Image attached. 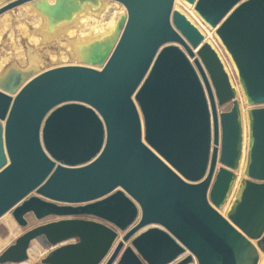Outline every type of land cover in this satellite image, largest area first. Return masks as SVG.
<instances>
[{
	"label": "water",
	"instance_id": "95a60500",
	"mask_svg": "<svg viewBox=\"0 0 264 264\" xmlns=\"http://www.w3.org/2000/svg\"><path fill=\"white\" fill-rule=\"evenodd\" d=\"M115 1L126 13L79 45L78 64L0 73V217H58L16 237L0 264L26 260L32 240L49 248L42 264H258L264 0H183L214 29L245 97V163L225 215L243 130L222 61L174 0ZM25 2L49 32L99 5L3 0L0 14Z\"/></svg>",
	"mask_w": 264,
	"mask_h": 264
},
{
	"label": "rangeland",
	"instance_id": "374dc122",
	"mask_svg": "<svg viewBox=\"0 0 264 264\" xmlns=\"http://www.w3.org/2000/svg\"><path fill=\"white\" fill-rule=\"evenodd\" d=\"M107 1H109L107 7L103 9L99 15H97L98 17H96V19L94 18L88 20V25H86L82 29L84 33L88 34L89 32H91V25L99 26L105 24V22H107L111 18H116L126 13L125 8L121 3H113V1L111 0ZM174 3L175 4L173 5V9H181L193 23L199 25L206 32L207 39L211 43H213L215 49L219 50L218 52L221 53H219L220 56L222 55L221 58L223 59V61L225 59L227 63H225V61L224 63L226 67L228 66L227 69H229L231 66L226 56L224 55V52L226 51L221 45L220 41L218 42L219 39L216 36L215 32L206 27V25L197 17V15L193 13L192 9H190V12V10L186 6L180 3V0H175ZM20 5L21 4L0 14V73H2L7 67L10 66L22 69H31L33 73H38L40 71L58 65L78 64L79 61L77 59V55L73 53V47L71 46L72 41L77 37L78 32L76 31V29H71L72 31H64L63 33H60L53 38L46 39L40 32L41 23L36 28L34 27L38 22L37 14L39 12L37 11L38 13L36 14V9L32 5L31 7L33 8V10H31L30 7H27L26 5V7H19ZM199 22L202 23L206 28L203 27ZM23 25H25V30L23 28ZM45 30L47 31V27L45 28ZM32 54L34 57L36 56V58L33 63H30V57L32 56ZM229 73H231L232 78L235 77L233 75L232 69H230ZM239 103L242 107L241 110L243 109V112L245 114L246 106L244 104L242 95L239 96ZM229 108V103L224 104L219 107V111H225ZM237 187L238 183L234 187V191L232 190L233 194L230 200L228 199L229 201L226 204L227 207H229ZM225 207H223V209ZM80 217L91 218L86 216ZM25 218L27 220V225L25 227L18 226L13 220L10 212H7L0 218V252L3 251L8 245L12 244L15 238L27 229L58 219V217L48 216L43 219L37 220L31 213L27 214ZM120 235L121 232H119V236ZM126 245H129V242H127ZM48 251L49 248H44L39 245V243L31 241L27 250V259L16 264H42L40 263V259L43 258L48 253ZM262 253L264 254V252ZM186 254L187 252L184 253V255ZM181 257H183V255Z\"/></svg>",
	"mask_w": 264,
	"mask_h": 264
},
{
	"label": "bare ground",
	"instance_id": "6f19581e",
	"mask_svg": "<svg viewBox=\"0 0 264 264\" xmlns=\"http://www.w3.org/2000/svg\"><path fill=\"white\" fill-rule=\"evenodd\" d=\"M49 3H52L53 2V0H47ZM99 1V5L97 6V7H93V6H90V5H85V6H83V9L81 10V11H79L77 14H75L74 16H73V18L70 20V21H68V22H62V23H60V24H57V25H55L54 26V28H53V30L51 31V33L50 32H48V31H46L45 30V28L47 27V20H46V18L41 14V13H38L37 11H36V14H37V23L35 24V28L41 23V29H40V32H41V34H42V36L44 37V38H46V39H50V38H53V37H55V36H57V35H59L60 33H63L64 31H69V30H71V29H76V31L78 32L77 33V37H76V39L75 40H73L72 41V44H71V46L73 47L72 48V51H73V53L75 54V55H77V50H78V47H79V45L80 44H82V43H87V42H89V41H91L92 39H95V38H99V37H103V36H106L108 33H109V31L111 30V29H113V27L115 26V24H116V22H117V19H118V17H116V18H111L110 20H108L107 22H105V24H102V25H99V26H95V25H91V32H89L88 34L87 33H84V31L82 30L86 25H88V20H90V19H96V17H98L97 15H99L100 13H101V11L103 10V9H105L106 7H107V5H108V3H109V1H107V0H98ZM111 1H113V3H116V2H118V1H115V0H111ZM175 1V0H174ZM3 2V0H0V5H1V3ZM180 3L182 4V5H184V6H186L189 10L190 9H192V11H193V13L195 14V15H197V17L206 25V27H208L209 29H211L212 31H214V29L213 28H210L202 19H201V17L193 10V6L192 5H190V4H188V3H186L185 1H183V0H180ZM175 4V3H174ZM173 4V5H174ZM30 7V9L31 10H33V8L31 7V2H27V3H24V4H21L19 7ZM110 5V4H109ZM181 13H183L185 16H186V18L193 24V25H195V27L200 31V33L203 35V38H204V41L205 42H207V43H209L210 45H211V47L216 51V53H217V55L219 56V58H220V60L222 61V63H223V66H224V68H225V70H226V72H227V74H228V76H229V80H230V82H231V85L235 88V91H236V98H237V100L239 101V96L240 95H242V97H243V100H244V104H245V97L243 96V94H242V90H241V87H240V85H239V83H238V80H237V75H236V69H235V67H234V64L232 63V61H231V59H230V57H229V55H228V53H226V52H224L225 54V56H226V58H227V60L229 61V64H230V68L229 69H227V67H226V65H225V63H227L226 61H225V59H224V61H225V63H224V61H223V59L221 58V56H220V52H218L219 50H217V49H215V47H214V45H213V43H211L208 39H207V36H206V32L199 26V25H197L196 23H193L188 17H187V15L181 10V9H178ZM190 12H191V10H190ZM119 16V15H118ZM192 16H194V15H192ZM200 23V22H199ZM203 27H205L202 23H200ZM21 25V24H20ZM22 26V25H21ZM205 27V28H206ZM23 28H24V30H25V25H23ZM46 31V32H45ZM72 31V30H71ZM48 32V33H47ZM69 33V32H68ZM218 40V39H217ZM44 41V40H43ZM218 42H219V40H218ZM28 53V52H27ZM220 53V54H219ZM33 54H34V52H33ZM33 54H32V56L30 57V55H29V57H30V63H33L34 62V60H35V58H36V56L34 57L33 56ZM29 60V59H28ZM31 65H33V64H31ZM230 69H232V71H233V75L236 77H234V78H232L231 77V73H229L230 72ZM229 70V71H228ZM35 73H37V72H35ZM239 106H240V111H241V120H242V130H243V127H244V125L246 126V141H245V147L243 148L242 147V155H241V158H240V161H239V167H238V169L236 170V175H237V177H236V179H235V181L233 182V185H232V188H231V192H232V190L234 189V187L237 185V183L239 184V177H240V174H242V171H243V168H244V163H245V152H246V144H247V118L245 117V114H246V111H245V114H244V117H242V110H241V104L239 103ZM246 109V108H245ZM244 119H245V122H244ZM243 151H244V157H243ZM242 158H243V164L241 165V160H242ZM239 178V179H238ZM190 183V182H189ZM234 191V190H233ZM230 192V194H229V196L227 197V201H226V203L223 205V207H225L223 210L222 209H219L218 211L222 214V215H225L224 214V212L226 213V211H227V209H228V207H227V202L230 200V198H231V196H232V194H233V192L231 193ZM229 199V200H228ZM7 213V212H6ZM5 213V214H6ZM4 215V214H3ZM2 215V216H3ZM1 216V217H2ZM0 217V218H1ZM32 242H36V243H38L36 240H32ZM253 243H255L254 241H253ZM30 245V244H29ZM40 245V244H39ZM28 250V249H27ZM187 252V251H186ZM186 252H184V253H186ZM258 254H259V260H258V264H261L262 262H263V260H264V254L261 252V251H259L258 252ZM184 255V254H183ZM181 257V256H180ZM189 264H195V260L193 259V261L191 262V263H189Z\"/></svg>",
	"mask_w": 264,
	"mask_h": 264
},
{
	"label": "crops",
	"instance_id": "0c3cea01",
	"mask_svg": "<svg viewBox=\"0 0 264 264\" xmlns=\"http://www.w3.org/2000/svg\"><path fill=\"white\" fill-rule=\"evenodd\" d=\"M242 112H243V109H242ZM242 117H244V112L242 113ZM244 122H245V119H244ZM245 141H246V126L244 125V127H243V148L245 147ZM243 157H244V151H243ZM242 164H243V158L241 160V165ZM239 178H241V174H240V177Z\"/></svg>",
	"mask_w": 264,
	"mask_h": 264
},
{
	"label": "built area",
	"instance_id": "2783aa9c",
	"mask_svg": "<svg viewBox=\"0 0 264 264\" xmlns=\"http://www.w3.org/2000/svg\"><path fill=\"white\" fill-rule=\"evenodd\" d=\"M261 264H264V260H263V262Z\"/></svg>",
	"mask_w": 264,
	"mask_h": 264
}]
</instances>
